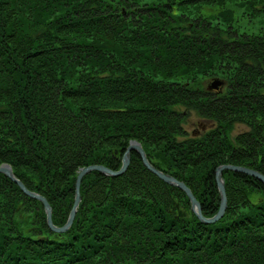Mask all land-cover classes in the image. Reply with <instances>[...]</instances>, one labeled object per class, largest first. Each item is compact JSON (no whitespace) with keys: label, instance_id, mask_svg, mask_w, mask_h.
Segmentation results:
<instances>
[{"label":"trees","instance_id":"obj_1","mask_svg":"<svg viewBox=\"0 0 264 264\" xmlns=\"http://www.w3.org/2000/svg\"><path fill=\"white\" fill-rule=\"evenodd\" d=\"M238 9L264 25V0H0V166L62 227L80 169L117 171L136 141L213 217L219 166L264 176V31L235 28ZM189 112L211 127L188 137ZM222 177L204 223L131 151L123 174L82 178L56 234L0 173V264H264V184Z\"/></svg>","mask_w":264,"mask_h":264},{"label":"water","instance_id":"obj_2","mask_svg":"<svg viewBox=\"0 0 264 264\" xmlns=\"http://www.w3.org/2000/svg\"><path fill=\"white\" fill-rule=\"evenodd\" d=\"M131 151H136L139 154V156L141 157L143 165L145 166V168L149 172L154 174L156 177H158L160 180H162L166 184L181 189L189 199L192 213H194L196 215V217L204 223H214V222L218 221L224 215V212L226 210L227 198H226L224 180L222 179V171L223 170H230V171L239 172V173H243V174L255 177L264 184V176L257 171H254V170H251L248 168H244V167H240V166H231V165L219 166L215 171V180H216L217 189H218L219 196H220L219 209H218V212L213 217L204 218L202 216V213H201L200 204L194 198L190 189L183 182L178 181L177 179H175L171 175L166 174V173L156 169L148 161L141 145L136 141H131L126 152H125V154L122 157L121 167L119 170L113 171V170H110V169H108L102 165H91V166L80 169V171L77 175L76 181H75L74 202H73V206L70 210L68 219L62 227H56L52 223L51 207L44 197H42L41 195H39L37 193H34V192L27 190L25 188V186L14 176V174L12 173L11 167L9 165H7V164L1 165L0 166V173H3L8 178H10L14 183H16L24 194H26L30 198H33V199L40 201L44 207V211L46 214V222H47L48 227L53 232H55L56 234H61V233L66 232L71 227V225L73 223L76 211L78 209V206H79V203L81 200L79 189H80V183H81L82 178L86 174H88L92 171H98V172H100V173H102L108 177H115V176H119V175L123 174L128 168V165L130 162V152Z\"/></svg>","mask_w":264,"mask_h":264},{"label":"rangeland","instance_id":"obj_3","mask_svg":"<svg viewBox=\"0 0 264 264\" xmlns=\"http://www.w3.org/2000/svg\"><path fill=\"white\" fill-rule=\"evenodd\" d=\"M229 6L233 7L231 5H229ZM227 7H228V5H227ZM201 9L203 10V12L208 13V14L217 13V10H216L217 7L216 6H211V7L204 6ZM233 14H235L234 17L237 18V23H234V27L237 28L240 32L246 31V32L251 33L253 31H258V29L261 31H264V25L259 24V21L261 19L258 17L257 18H251L249 12H246L244 9H238V11H235V13L233 12ZM206 84H209V83H206ZM211 125H212V123L210 121L200 119L195 112H192V113L189 112L184 119L183 128H184L185 132L187 133V136L191 137L193 135L196 136V135L201 134L202 132H204L205 129L210 128ZM248 129L249 128L246 125L237 123L232 127L229 136H230L231 140H234V138L237 135H239L240 133L246 132ZM187 136H185V137H187ZM185 137H182V139H185ZM231 166H234V165H231ZM222 179H223V177H222Z\"/></svg>","mask_w":264,"mask_h":264}]
</instances>
